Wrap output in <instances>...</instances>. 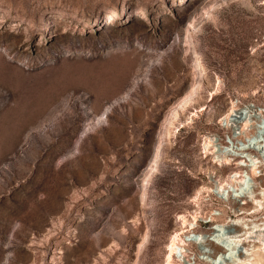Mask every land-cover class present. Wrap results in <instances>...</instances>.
Masks as SVG:
<instances>
[{"label": "rangeland", "instance_id": "1", "mask_svg": "<svg viewBox=\"0 0 264 264\" xmlns=\"http://www.w3.org/2000/svg\"><path fill=\"white\" fill-rule=\"evenodd\" d=\"M233 105L264 115V0H0V264H167L201 210L211 234Z\"/></svg>", "mask_w": 264, "mask_h": 264}, {"label": "bare ground", "instance_id": "2", "mask_svg": "<svg viewBox=\"0 0 264 264\" xmlns=\"http://www.w3.org/2000/svg\"><path fill=\"white\" fill-rule=\"evenodd\" d=\"M200 63L197 58L198 69L201 68ZM201 88L202 84L199 83L194 91L195 94L186 98L184 106L198 100ZM235 106L229 109L225 119L227 126L240 132L232 139L242 143L223 146L219 139L209 138V141L204 142V149L205 153L213 149V157L220 163L235 164L236 167L227 180L221 181L214 188L201 187L194 198L195 201H199L206 192L212 191L225 201L234 199L239 204L232 209L234 217L231 216L222 224L219 223L211 234H205L193 229L199 226L198 214H202V210L199 213L196 211L192 219L182 216V226L173 234L169 245L167 264H192L189 245L195 241L203 247V255L200 258L208 264H264V115L255 107H247L239 111ZM174 112L169 127L173 126L179 111L177 109ZM251 130L253 132L248 135L247 132ZM242 135H244L243 140ZM159 148L154 153L155 159L153 158L156 169L159 162ZM146 196L145 189L143 198ZM250 202L252 206L248 207ZM258 211L262 213L256 215L255 212ZM244 213L254 217L242 215ZM218 216L220 214L210 212L202 217L206 220L209 217L205 221L207 223L214 221L218 223Z\"/></svg>", "mask_w": 264, "mask_h": 264}, {"label": "built area", "instance_id": "3", "mask_svg": "<svg viewBox=\"0 0 264 264\" xmlns=\"http://www.w3.org/2000/svg\"><path fill=\"white\" fill-rule=\"evenodd\" d=\"M232 143L236 145L237 143L241 144L242 142L239 141V140H236V139H232V140L230 141V144H232ZM202 223H203V221L199 220V226H197V227H195V228H193V229H194L195 231L200 230ZM209 223H210V222H209ZM192 243H194V242H192Z\"/></svg>", "mask_w": 264, "mask_h": 264}]
</instances>
